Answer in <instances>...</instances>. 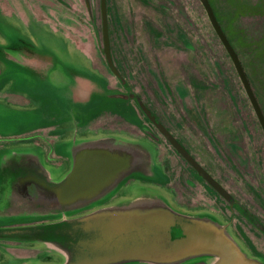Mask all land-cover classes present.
I'll use <instances>...</instances> for the list:
<instances>
[{
  "label": "flooded vegetation",
  "instance_id": "flooded-vegetation-1",
  "mask_svg": "<svg viewBox=\"0 0 264 264\" xmlns=\"http://www.w3.org/2000/svg\"><path fill=\"white\" fill-rule=\"evenodd\" d=\"M8 1L0 0V95L19 114L4 118L16 124L0 135V264L93 258L94 222L137 196L175 213L172 237L210 219L264 263V0H207L221 33L204 0H133L149 10L139 19L128 0H55L64 10L48 44L42 33L21 35ZM99 139L141 160L88 201H54L26 179L61 183Z\"/></svg>",
  "mask_w": 264,
  "mask_h": 264
},
{
  "label": "water",
  "instance_id": "water-1",
  "mask_svg": "<svg viewBox=\"0 0 264 264\" xmlns=\"http://www.w3.org/2000/svg\"><path fill=\"white\" fill-rule=\"evenodd\" d=\"M204 3L218 31L215 17L207 0ZM141 160L135 151H112L104 140H92L83 150L69 175L57 185H47L37 177L41 196L54 201L78 204L106 190L126 171ZM95 222L94 246L98 254L63 264H115L125 259H138L150 264H178L199 255H211L209 264H264L249 257L230 233L210 219L184 224V233L171 236L175 213L150 197L132 200L104 209Z\"/></svg>",
  "mask_w": 264,
  "mask_h": 264
},
{
  "label": "rangeland",
  "instance_id": "rangeland-1",
  "mask_svg": "<svg viewBox=\"0 0 264 264\" xmlns=\"http://www.w3.org/2000/svg\"><path fill=\"white\" fill-rule=\"evenodd\" d=\"M7 1V0H5ZM22 3V5L26 4L24 9L25 11L21 10L18 6H13L12 0H9V6L4 7L5 14L10 18H14L15 20L21 21L19 24H17L21 30V35L25 37L32 38L33 40L36 39L38 36L37 33H42V40L45 43H49L52 41L49 35L54 30L60 29L59 25L57 24L56 20V12L63 11L64 8L57 3L55 0H18ZM128 8L130 7L132 10V13L137 14L134 18L139 19L140 16H138V12L141 13H147L149 15V10L147 8V5L144 3H136L133 4V0H128ZM11 3V4H10ZM0 9H2L0 7ZM1 11V10H0ZM4 13V12H3ZM0 19H2L0 17ZM0 31L2 30V27H0ZM2 33V32H0ZM54 33V32H53ZM59 33V32H58ZM83 44L85 49L87 51H95L96 45L92 40H83ZM90 52V53H91ZM92 52V55H94ZM69 55L73 57L75 60L81 62L85 61V56L83 53H80L77 49H72L69 51ZM11 86V85H10ZM4 88L7 89V86L4 85ZM4 88L0 87V93H2V90ZM9 90H13V87H10ZM16 101V100H15ZM11 105H8L5 102V98H2L0 95V135L4 134V132L14 129L16 122L11 121H5L4 118L6 116H9L10 114H19L18 111L11 109L14 105V99L9 100ZM14 123V124H13ZM4 139V137H3ZM0 140H2V136H0Z\"/></svg>",
  "mask_w": 264,
  "mask_h": 264
}]
</instances>
